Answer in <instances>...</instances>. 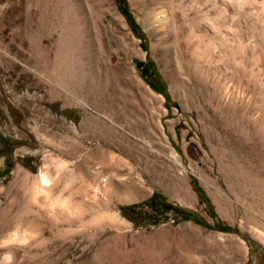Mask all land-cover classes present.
I'll return each mask as SVG.
<instances>
[{
    "label": "rangeland",
    "instance_id": "374dc122",
    "mask_svg": "<svg viewBox=\"0 0 264 264\" xmlns=\"http://www.w3.org/2000/svg\"><path fill=\"white\" fill-rule=\"evenodd\" d=\"M179 1L222 52L159 0H0V264H264V0Z\"/></svg>",
    "mask_w": 264,
    "mask_h": 264
},
{
    "label": "bare ground",
    "instance_id": "6f19581e",
    "mask_svg": "<svg viewBox=\"0 0 264 264\" xmlns=\"http://www.w3.org/2000/svg\"><path fill=\"white\" fill-rule=\"evenodd\" d=\"M179 2H180L179 0L177 2L176 1L174 2L173 0H159V3L161 4L162 8L165 9V13L163 15L161 14L158 15V20H160V22L162 23L166 22L167 28H169L173 24V22L178 23L177 25L178 28H182L184 25L187 24V26L189 25L192 27L196 36L200 38L208 37L209 40L208 43H210V45L215 46V49L219 48L220 49L219 51L222 52L223 49L221 43L222 39L215 38L221 35L220 29L206 22L205 24H203L204 22L202 23L200 18L201 12L198 9L193 10L192 13H188L184 10L180 11V14L176 13V8H180L181 6L179 5L181 3ZM188 15L190 16L189 18H187ZM186 45H188V47L186 46L188 49L186 48L184 50L185 55H187L190 59L199 60L201 56V50H203L201 47V42L191 45L188 43ZM218 60L221 63L223 61L222 56H220V58L217 59V61ZM16 241H26V238H24V235H19L18 233H14L8 236L7 238H3L0 242L3 244H9V243H14ZM13 256H14L13 252H11L9 253V255H7V258L10 259Z\"/></svg>",
    "mask_w": 264,
    "mask_h": 264
},
{
    "label": "trees",
    "instance_id": "16d2710c",
    "mask_svg": "<svg viewBox=\"0 0 264 264\" xmlns=\"http://www.w3.org/2000/svg\"><path fill=\"white\" fill-rule=\"evenodd\" d=\"M124 15H125L127 18H129V16H128V14H127L126 12H124ZM197 191H199V190H197ZM154 197H155V196L152 195V196H151V199H153ZM159 204L162 205L163 207H167L166 204H163V202H160ZM149 207H150V206H149ZM181 216H182L183 218H185V217H186L185 212H181Z\"/></svg>",
    "mask_w": 264,
    "mask_h": 264
},
{
    "label": "water",
    "instance_id": "95a60500",
    "mask_svg": "<svg viewBox=\"0 0 264 264\" xmlns=\"http://www.w3.org/2000/svg\"><path fill=\"white\" fill-rule=\"evenodd\" d=\"M141 65H142V63H141V62H139L138 64H136V68H140V67H141Z\"/></svg>",
    "mask_w": 264,
    "mask_h": 264
}]
</instances>
